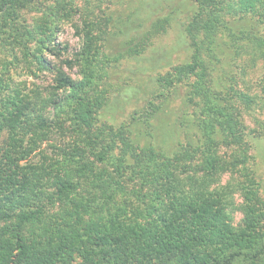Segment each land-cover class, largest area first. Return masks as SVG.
<instances>
[{
	"label": "trees",
	"instance_id": "obj_1",
	"mask_svg": "<svg viewBox=\"0 0 264 264\" xmlns=\"http://www.w3.org/2000/svg\"><path fill=\"white\" fill-rule=\"evenodd\" d=\"M258 6L264 16V0H139L121 18L104 0H0V264H264L244 122L264 109V76L239 82L264 59L246 19ZM66 23L82 45L61 59ZM171 29L188 57H152L147 72L140 60ZM21 61L54 84L14 81ZM131 61L136 73L120 72ZM114 104L133 107L102 115Z\"/></svg>",
	"mask_w": 264,
	"mask_h": 264
},
{
	"label": "rangeland",
	"instance_id": "obj_2",
	"mask_svg": "<svg viewBox=\"0 0 264 264\" xmlns=\"http://www.w3.org/2000/svg\"><path fill=\"white\" fill-rule=\"evenodd\" d=\"M121 2H125L128 5H125L121 7ZM139 0H104V6H109L114 9V11L117 10V17L118 15L122 18V15H120V9H123V18L129 13V11L134 7L136 4H138ZM162 2V1H161ZM165 2V1H164ZM163 2V3H164ZM112 3V4H111ZM167 3V2H166ZM121 7V8H120ZM170 9L169 3H167V6L165 7ZM261 10L260 6H258L254 11H250L246 15V19H248L249 24H253L254 21H259V28L264 35V16L261 14H257ZM184 15V13H183ZM181 15V16H183ZM38 16V14L35 13H29L27 14V18L30 22L34 21V18ZM234 18H240L241 14L238 12H235L233 14ZM58 42L60 43V53H61V59L65 58H71L73 55L80 50L81 45H82V39L79 35H77L76 30L74 29L71 24L66 23L63 25V28L61 32L58 35ZM186 41L183 39L182 36H180V33L176 29H171L167 34L162 35L159 37L154 45L145 53L143 58L140 60V64L144 65L147 67V72L150 71L149 68L151 66V58L153 57H161L164 59L162 62V65H165L167 61L173 62L177 61L178 59H186L189 55V52L186 50ZM3 59H12L11 53L9 51L3 50L1 53ZM57 59L55 56H50L52 59ZM130 65V67H129ZM136 68L134 67L133 61L130 63H124L120 69V72L122 73H127L134 75L133 70ZM249 69V68H248ZM29 68L26 67L25 63L21 61L17 67L12 68V72L10 73V76L13 78L14 81H21V80H26L28 83H37L41 87H49L52 84H54L52 77V73H42L39 78H36L34 76H31L27 73ZM66 71L72 75L75 78H78V68H73V69H66ZM249 71V70H248ZM264 76V59L260 60L255 67L254 70H251L250 73L247 72L245 74L244 79L241 80L240 85L245 86L246 84L251 85L252 82H256L255 85H257V81ZM135 77V76H133ZM136 79H128L130 82V86H133L135 81L138 80L137 77ZM252 79V80H251ZM253 82V83H254ZM131 87L127 88L126 90H129ZM136 93V92H134ZM118 94H116V97ZM128 99V98H127ZM184 96L183 95H174L173 98H171V102L169 103V106L172 109H178V107L181 106L183 103ZM135 98H132L130 103L134 102ZM126 105H120V104H114L112 106H109L108 108L106 107L102 111V115H107V116H112L115 115L118 117L119 115H128L130 113V108L133 107V104H127V107L125 108ZM125 108V109H124ZM167 120V119H166ZM244 122L253 129V134H251L248 138L250 142L252 143V148H251V153L253 155V159L251 164V167L254 169L256 176L258 180L261 183V192L262 195L264 196V109H256L255 113L244 114ZM163 135V134H162ZM159 137V140L161 141V134H157ZM57 140H49L45 141L42 143L41 148L45 152H48V154L55 156L54 152V147L56 144ZM56 148V147H55ZM58 151V149L56 150ZM230 178L229 173H225L223 175V182H226ZM242 201V195L239 193L237 195V203H241ZM236 220L239 221L243 214L241 211L235 212Z\"/></svg>",
	"mask_w": 264,
	"mask_h": 264
}]
</instances>
